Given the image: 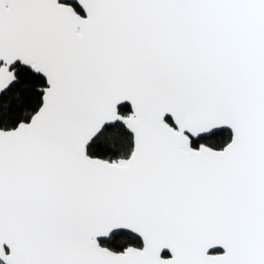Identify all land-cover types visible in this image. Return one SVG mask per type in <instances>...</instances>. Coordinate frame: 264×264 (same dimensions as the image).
<instances>
[{"label":"snow or ice","instance_id":"obj_1","mask_svg":"<svg viewBox=\"0 0 264 264\" xmlns=\"http://www.w3.org/2000/svg\"><path fill=\"white\" fill-rule=\"evenodd\" d=\"M0 264H264V0H0Z\"/></svg>","mask_w":264,"mask_h":264}]
</instances>
